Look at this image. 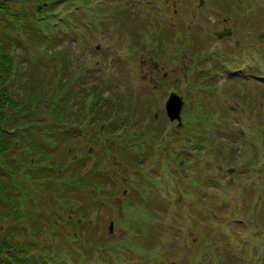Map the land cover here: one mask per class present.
Here are the masks:
<instances>
[{"label":"rangeland","instance_id":"rangeland-1","mask_svg":"<svg viewBox=\"0 0 264 264\" xmlns=\"http://www.w3.org/2000/svg\"><path fill=\"white\" fill-rule=\"evenodd\" d=\"M67 1L61 0L56 11L69 8ZM263 3L261 0L252 4L248 11L236 10L231 19L237 26L247 23L244 29L251 28L253 40L258 39L256 33L264 31V26H256ZM35 4L27 6L33 9ZM174 4L179 7L176 13L172 12ZM100 5H107L110 13L96 16L93 24L95 14L100 13L95 9ZM193 7L196 13L202 11L197 0H90L89 5L76 2L56 16L54 22H65L68 15L69 27L61 25L45 32L49 42L43 38L41 43L33 42L26 35L10 31L11 36H18L21 45L11 50L19 61L15 72L24 74L21 79L17 77L13 91L20 92L19 80L34 82L36 91V81L46 82L51 89L56 87L57 93L65 92V86L79 90L83 84L91 88L97 83L99 88L108 90L104 95L112 96L113 105L124 98L122 109L133 112V124L125 125L124 113L118 118L112 113L110 125H101L102 137H108L105 128L114 131L113 143L117 145L109 156L122 152L123 147L148 155L140 161L132 157L134 154H122L124 166L114 165L120 173L126 171L124 167L131 170L127 175L134 192L128 198L133 193L134 196L126 204L122 202L125 195L121 180V184L113 185L104 180L105 189L90 199L85 194L75 195L78 191L72 187L62 191L70 199L82 195L88 207L85 211L77 209L75 203L58 205L56 211L60 215L72 216L66 230L59 227L58 217H53L51 223L39 219L42 232L37 254L44 264H264V85L255 81L264 80V76L257 61L243 65L237 53L221 55L217 60L219 67L211 69L208 79L205 74L200 75L199 71L206 67L199 62L215 56L216 45H210L206 37L214 16L206 14L200 23L186 19ZM123 12L133 18L119 21ZM54 22L50 25H56ZM258 41L264 44V39ZM61 56L64 62L69 61L66 71L70 73L58 75ZM183 56L188 67V96H184L182 76H173L177 80L169 76L171 71L179 72ZM155 63L160 67L158 72L152 71ZM233 63L241 72L232 71ZM162 73L173 79L172 92L184 94L183 128H177L162 113L169 95L163 90L168 76L162 78ZM237 73L244 76L237 78ZM192 111L195 115H191ZM73 116L72 124L79 120ZM151 126H161L158 140L148 137L153 132ZM174 130L177 136L168 133ZM141 133L147 136L141 137ZM81 137L79 130L74 131V140L67 145L83 156L89 147ZM130 137L135 141L128 144ZM140 141L144 149L153 143V156L140 150ZM100 143L109 146L105 140ZM93 145L96 150L92 149L91 156L104 157L103 149L95 142ZM55 154L54 151L51 157ZM109 159L114 158L102 159L104 166L111 162ZM86 161V166L93 164L91 157ZM56 162L60 164L59 160ZM103 168L99 167V171L96 167L91 174L99 175ZM229 169L233 170L230 174ZM42 211L49 212L46 208ZM77 216H83L84 223L74 225ZM110 222L114 227L109 235L115 240L104 246L96 240L111 239L107 235ZM94 228L98 235L88 237ZM73 234L79 244L72 240ZM32 235L30 240L35 241L37 237ZM47 240L51 242H47L48 247L53 248L43 244Z\"/></svg>","mask_w":264,"mask_h":264},{"label":"trees","instance_id":"trees-1","mask_svg":"<svg viewBox=\"0 0 264 264\" xmlns=\"http://www.w3.org/2000/svg\"><path fill=\"white\" fill-rule=\"evenodd\" d=\"M60 1L0 0V264H44L42 256L37 254V250L40 248L38 239H40L39 235L42 232L40 227L42 224L39 219L42 218L47 223H51L53 217H58L61 221L59 227L63 226L66 230L69 228V219L72 216L60 215L56 211L58 205L69 206L75 203L77 209L86 211L88 203L83 196L89 197V199L90 197H98L100 192L105 189V181L112 183L111 175L117 168L114 166L118 160L117 156L114 158L115 160L109 159L111 162H106V166H104L102 159H107V157L91 156L92 151L89 153V148L85 149L87 154L81 156L75 149L67 145L68 141L74 140L71 138L74 131L78 133L79 130L80 136L82 134L81 139L85 140L88 147L96 150L93 145L95 142L96 145H99V149H103L102 152L109 153L111 148L117 145L113 143L114 131L107 127L105 132L108 137H102L104 132H99L101 125H110L112 113L117 118L121 113H124L125 125L134 120L131 109H122L124 98L122 102L119 98L117 105H113L110 101L112 96L109 98L108 94L104 95L108 90L99 88L97 83L91 88L83 84L79 90L77 87L68 88L65 86V92L57 93V88L51 89L46 82L40 81L38 83L36 81L39 87L36 91L34 82L26 83L19 80L18 90L20 92L12 90V85H15L17 77L19 76L21 79L24 74H16L15 72V67H18L19 61L16 54L11 50L21 45L17 42L18 36H11L10 31L14 30L22 36L26 35L33 42L41 43L42 38L44 42H49L47 35H44L45 32L48 33L51 29H59L61 25L65 29L69 27L68 15L65 16V22H54L58 14L69 9L76 2L90 4V0H68L69 8L63 7L56 11L55 7L60 4ZM31 2L36 3L33 9L27 6ZM43 3L45 6L41 10H37L36 5ZM14 6L16 8L13 9ZM95 11H100V13L95 14L93 24H95L96 16H107L110 13L107 5L105 8L103 5L98 6ZM78 12L80 14L79 10ZM126 14L123 12L122 18L118 20L128 22L133 18V16H126ZM53 22L56 25L51 26L50 24ZM47 26L49 27L47 28ZM56 37L57 32L53 38V43ZM62 58L63 56L59 59ZM68 67L69 61L64 62L62 59L58 75L70 73L71 71H66ZM110 84V82L107 83V85ZM192 112L191 115H195ZM162 113L164 115L165 112ZM72 116L79 119L78 122L72 124ZM150 118L153 120L154 116L152 115ZM112 125L115 126L116 124L112 122ZM151 129L153 132L148 137L158 140L159 136L162 135L161 126L159 129L156 126H151ZM169 132L177 136L176 130ZM141 135V137L147 136L146 133H141ZM103 140L107 141L109 146L100 143ZM152 144L150 142L148 146H144V149L142 142L140 150H146L153 156ZM52 151L57 152L55 157H51ZM59 151L63 154H59ZM69 153H71L73 160H69ZM146 156L148 155L142 157L137 155L136 157L141 161ZM90 157L93 164L86 166V158ZM57 160L60 164H57ZM121 166L123 167L124 164L121 163ZM96 167L98 170L99 167L100 169L106 167V169L103 168L99 175L94 174V172L91 174ZM124 169L126 171H122L121 175L127 177L131 170L128 167H124ZM69 187L78 191L75 195L85 194L86 196L80 195L70 199L66 195H62L64 193L62 191H66ZM43 208L49 212L42 211ZM73 214L74 212L70 215ZM39 216L41 217L39 218ZM76 218L73 221L74 225H79L81 221L82 223L85 221L83 216L78 217L81 219L80 223L76 221ZM90 219L88 223L92 221ZM110 224L113 226L112 222ZM92 225L93 223L90 224L91 229ZM109 225L107 235L111 239L103 241L100 238V240H96L104 246L115 240L112 239V235H109L112 234L109 231ZM95 232L94 228V233L88 237H96L98 234ZM31 233H33V237H37L35 241L30 240ZM61 234L65 236L63 230ZM72 240L79 244L76 235L73 234ZM47 242L51 243L48 240L43 241L46 247H48ZM49 247L50 249L53 248L51 245ZM79 248L80 245L77 249Z\"/></svg>","mask_w":264,"mask_h":264},{"label":"flooded vegetation","instance_id":"flooded-vegetation-1","mask_svg":"<svg viewBox=\"0 0 264 264\" xmlns=\"http://www.w3.org/2000/svg\"><path fill=\"white\" fill-rule=\"evenodd\" d=\"M258 1H261V0H251V1L250 0H242V1H239V0H201V2H200V0H197V6L200 8L199 10H202V11H200L199 13H196L195 7L189 8L188 17L186 19H193L197 23L204 21V18H207L206 14H212L214 16L213 26L211 27L210 30L206 31V37H207L208 41L210 42L209 43L210 45L211 44L216 45V48L213 51L215 56H214V59H212L213 61L209 57V58H204L203 60H201L199 62L201 67H204V66L206 67L205 71H202V70L199 71L200 75L205 74L206 75L205 78L208 79L209 77H211L210 76L211 69H216L219 67V62L217 60L221 55H225L226 53H229L230 55L237 53V54H239L240 62H242L243 65L250 66L254 60L257 61L259 63V65L261 66V72H262L261 76H264V44L258 41L259 39L260 40L264 39V31H260V32L256 33L255 36L258 39L253 40L251 28L247 31L244 29L247 26V23L246 24L245 23H239L237 26L231 20L234 18V14H235L236 10H239L241 12H243L244 10L248 11L249 7L252 4L256 5L258 3ZM232 4H234V6H232ZM261 7L263 8V10L260 11V14L258 17V25H256L259 27L264 26V3L261 4ZM178 9H179V7H176V5L174 4V8H173L172 12L176 13L178 11ZM192 11H194V12L191 14ZM220 14H224L225 16H223L222 19H219L217 17ZM183 20H185V19H182L181 21H183ZM183 22H181V23L176 22V23L182 24ZM252 45L255 48L253 51H252ZM184 57L185 56L182 57L181 67H180L179 72L171 71V73L169 74V76L171 75L172 77L173 76L178 77L179 75L182 76V79L184 80L183 83L185 84V89H186V92L184 93L185 95L184 94L180 95V96H182V98L184 96H188V90H189V87H187V74H188L187 70H188V67H187V61ZM205 63H206V65L208 63H210L212 66H209V65L206 66ZM232 65H233L232 71L241 72L240 68L236 67V63H233ZM159 69H160V67H158L156 65V63L152 67V71H155V72H158ZM231 75H233V74H231ZM167 76H168V74H166V73H162V75H161L162 78H165ZM169 76H168L167 80L165 81L166 86L163 87V90H166L167 94L168 93L170 94V92L173 91V88L171 85V83L173 82V79L170 80ZM235 76L237 78H239L240 76H244V74L243 73H237V74H235ZM244 78L248 79L247 76H245ZM249 78L253 79L254 77H249ZM175 80H177V79H175ZM255 81H259L262 84V86L264 85V80L256 79ZM183 100H184V98H183ZM185 108L186 107H185V103H184L183 110L181 111V117H182V113L185 110ZM183 120H184V117H183ZM175 124H176V122H175ZM181 126H182V128L184 127L183 122L179 127H181ZM179 127L177 126V128H179ZM131 139H132V137L128 138V140H127L128 144L135 141V140L132 141ZM122 149H121L122 152L113 154L112 156H109L108 153H104L103 155H104V157L106 156V157H112V158H115L117 156V158H118V160L116 162L117 166H120L122 163V154H128V153L134 154L132 157H136L137 155H140L141 157H142V155L145 156V154H140V153L135 154V151L132 152L127 147H123ZM91 151H92V148L89 147L88 152H91ZM77 153L80 154L79 151H77ZM138 171L141 174L140 170H138ZM146 172H148V171H146ZM150 172H152V171H150ZM155 173H156V171H155ZM129 174H131V171ZM111 177H112V179H111L112 185L114 183L119 182L121 184L123 182V184H121V186H123V188H124V189L122 188L123 189L122 194L125 195L124 196L125 198H123L122 202L127 203L129 201L128 195L130 194L131 191L134 192L132 186L128 182L130 175H128L125 178H122L120 171L118 170V168H116V169H114ZM140 178H141V175H140ZM120 180L122 182H120ZM133 196H134V193H133ZM133 196L131 195L130 198ZM108 206H110V205H108ZM80 220L81 219H77L78 223L80 222ZM113 227L114 226H112L111 233H113ZM171 264H174V263H171Z\"/></svg>","mask_w":264,"mask_h":264},{"label":"water","instance_id":"water-1","mask_svg":"<svg viewBox=\"0 0 264 264\" xmlns=\"http://www.w3.org/2000/svg\"><path fill=\"white\" fill-rule=\"evenodd\" d=\"M201 2V0H200ZM45 6V3L36 5L37 10H40L42 7ZM184 105V101L182 96L171 92L164 104V111L166 117L169 119L170 122L176 121L177 126L181 125V110ZM181 164V162H179ZM232 169H229L228 172H231ZM109 231H112V224L109 225Z\"/></svg>","mask_w":264,"mask_h":264}]
</instances>
